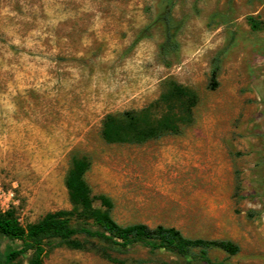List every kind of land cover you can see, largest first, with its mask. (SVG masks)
Wrapping results in <instances>:
<instances>
[{
  "label": "rangeland",
  "instance_id": "374dc122",
  "mask_svg": "<svg viewBox=\"0 0 264 264\" xmlns=\"http://www.w3.org/2000/svg\"><path fill=\"white\" fill-rule=\"evenodd\" d=\"M168 12L180 48L164 57ZM172 82L198 95L180 134L101 140L106 115L148 108ZM74 155L92 158V193L120 224L231 240L240 253L211 258L264 264V0H0L1 211L27 225L70 209ZM17 244L0 240V264L27 263L10 256ZM87 248L56 245L44 264H183L142 244Z\"/></svg>",
  "mask_w": 264,
  "mask_h": 264
},
{
  "label": "trees",
  "instance_id": "16d2710c",
  "mask_svg": "<svg viewBox=\"0 0 264 264\" xmlns=\"http://www.w3.org/2000/svg\"><path fill=\"white\" fill-rule=\"evenodd\" d=\"M165 41L160 46L165 57L180 46L171 15L166 13ZM256 28V23L253 24ZM219 68L212 72L211 87L218 85ZM198 95L188 87L172 82L157 103L139 111L108 114L102 121L100 138L105 144L143 145L167 134L177 135L182 126L194 121ZM160 109V116L154 110ZM93 160L89 155H74L65 178L70 209L49 212L40 220L23 225L12 209H0V240L18 243L10 253L13 259L29 255L26 264H44L49 250L61 245L74 250H87V241L97 239L129 250L137 244L151 253L166 251L183 260V264H228L210 256L221 249L235 256L241 247L231 240L193 239L182 230L163 224L151 227L145 223L120 224L113 216L114 202L105 195L94 196L87 181ZM93 226L95 229H92ZM84 238V240L80 238ZM102 256L114 263L121 261L103 250Z\"/></svg>",
  "mask_w": 264,
  "mask_h": 264
},
{
  "label": "built area",
  "instance_id": "2783aa9c",
  "mask_svg": "<svg viewBox=\"0 0 264 264\" xmlns=\"http://www.w3.org/2000/svg\"><path fill=\"white\" fill-rule=\"evenodd\" d=\"M13 195V194H12Z\"/></svg>",
  "mask_w": 264,
  "mask_h": 264
}]
</instances>
